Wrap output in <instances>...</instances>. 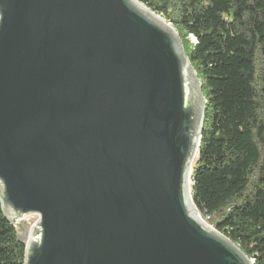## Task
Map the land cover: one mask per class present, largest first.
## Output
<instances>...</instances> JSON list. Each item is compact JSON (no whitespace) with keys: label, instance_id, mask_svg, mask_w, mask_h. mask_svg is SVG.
Segmentation results:
<instances>
[{"label":"water","instance_id":"obj_1","mask_svg":"<svg viewBox=\"0 0 264 264\" xmlns=\"http://www.w3.org/2000/svg\"><path fill=\"white\" fill-rule=\"evenodd\" d=\"M206 111L137 0H0V204L39 217L24 264H255L192 200Z\"/></svg>","mask_w":264,"mask_h":264},{"label":"trees","instance_id":"obj_2","mask_svg":"<svg viewBox=\"0 0 264 264\" xmlns=\"http://www.w3.org/2000/svg\"><path fill=\"white\" fill-rule=\"evenodd\" d=\"M137 1L179 33L207 100L193 203L264 264V0ZM25 255L0 204V264H24Z\"/></svg>","mask_w":264,"mask_h":264},{"label":"rangeland","instance_id":"obj_3","mask_svg":"<svg viewBox=\"0 0 264 264\" xmlns=\"http://www.w3.org/2000/svg\"><path fill=\"white\" fill-rule=\"evenodd\" d=\"M196 161H197V157L195 159L194 165H195ZM202 219H203V217H202ZM38 220H39L38 216H29V217H26L23 220L18 222L17 228L19 229V233L25 239V241L30 238L31 229L38 222ZM203 221L206 222V220H204V219H203Z\"/></svg>","mask_w":264,"mask_h":264},{"label":"bare ground","instance_id":"obj_4","mask_svg":"<svg viewBox=\"0 0 264 264\" xmlns=\"http://www.w3.org/2000/svg\"><path fill=\"white\" fill-rule=\"evenodd\" d=\"M194 162H195V158L193 159L192 164H194ZM191 177H192V170L190 171V174H189V188L190 189H191V185H192V183H191Z\"/></svg>","mask_w":264,"mask_h":264},{"label":"built area","instance_id":"obj_5","mask_svg":"<svg viewBox=\"0 0 264 264\" xmlns=\"http://www.w3.org/2000/svg\"><path fill=\"white\" fill-rule=\"evenodd\" d=\"M192 40H193L194 42H196V39H195L194 37H192Z\"/></svg>","mask_w":264,"mask_h":264}]
</instances>
